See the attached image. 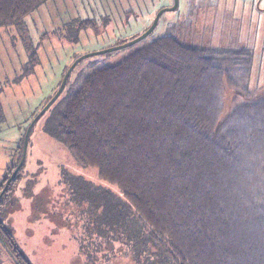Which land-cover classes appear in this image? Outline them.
Wrapping results in <instances>:
<instances>
[{
  "label": "trees",
  "instance_id": "16d2710c",
  "mask_svg": "<svg viewBox=\"0 0 264 264\" xmlns=\"http://www.w3.org/2000/svg\"><path fill=\"white\" fill-rule=\"evenodd\" d=\"M46 1L0 0V25L28 38L24 18ZM252 56L162 35L72 80L75 65L37 120L69 87L44 129L121 192L62 170L84 264H264V99L245 86L236 96L246 102L229 112L222 104ZM24 136L1 182L22 158Z\"/></svg>",
  "mask_w": 264,
  "mask_h": 264
},
{
  "label": "rangeland",
  "instance_id": "374dc122",
  "mask_svg": "<svg viewBox=\"0 0 264 264\" xmlns=\"http://www.w3.org/2000/svg\"><path fill=\"white\" fill-rule=\"evenodd\" d=\"M174 2L47 0L24 18L28 38L14 24L0 25V182L19 138L56 93L76 59L138 37L161 9ZM162 35L175 36L190 45L250 49L253 60L247 79L239 80L236 89L225 86L223 108L229 112L246 102L247 98L236 96L237 89L248 91L243 90L245 86L252 93L249 97L264 99V0H178L176 9L160 15L152 34L133 44L84 57L72 80L91 71V65L116 64ZM34 51L36 61L30 57ZM236 72L239 77L242 70ZM68 91L69 87L32 124L22 180L13 194L16 203L7 217L17 245L31 264H84L71 223V219L75 221L74 205L67 201L60 181L62 170L121 195L116 184L98 176L96 167L79 163L62 142L45 131L46 121L61 106ZM111 264L133 262L119 257Z\"/></svg>",
  "mask_w": 264,
  "mask_h": 264
},
{
  "label": "flooded vegetation",
  "instance_id": "af4514ba",
  "mask_svg": "<svg viewBox=\"0 0 264 264\" xmlns=\"http://www.w3.org/2000/svg\"><path fill=\"white\" fill-rule=\"evenodd\" d=\"M18 164L16 165V167L18 166ZM16 167L13 168L11 173H9L5 181L0 182V264H31L26 259L25 255L18 245L17 247L19 249L17 250L16 247L12 246L15 245L14 243H12V245L9 243L10 241L5 231L6 225L9 226L7 222L8 214L10 213L11 207L13 208L16 203V201L15 203L14 201H12L15 200L13 194L15 193L14 191L17 189L19 182L22 180L20 171L21 167L15 172V174H13Z\"/></svg>",
  "mask_w": 264,
  "mask_h": 264
},
{
  "label": "water",
  "instance_id": "95a60500",
  "mask_svg": "<svg viewBox=\"0 0 264 264\" xmlns=\"http://www.w3.org/2000/svg\"><path fill=\"white\" fill-rule=\"evenodd\" d=\"M178 5V0H175L174 2V5H172L171 7H166V8H163L161 9L152 25L141 35H139L138 37L132 39L131 41H128L126 43H123V44H120V45H117L115 47H111V48H107V49H104V50H101V51H97V52H91V53H87L81 57H79L78 59H76V61L67 69L65 75H64V78L60 84V87L58 88V90L56 91V93L52 96V98L44 105V107L39 111V113L34 117V119L32 120L31 124L29 125V127L27 128L26 130V133H25V136H24V150H23V156L18 164V166L16 167L15 171L13 174H15V172L21 167L23 161H24V155H25V149H26V145H27V142H28V137H29V133H30V130H31V127H32V124L50 107V105L58 98V96L62 93L63 89L65 88V85H66V82H67V79L69 77V75L71 74L73 68L75 67V65L81 60L83 59L84 57L86 56H89V55H92V54H95V53H98V52H106V51H111V50H115L117 48H121V47H124V46H127V45H130V44H133L135 42H137L138 40L144 38L145 36L149 35L153 30L154 28L156 27L157 23H158V20L160 18V15L165 11V10H174L176 9ZM12 178V177H11ZM10 181V180H9ZM8 181V182H9Z\"/></svg>",
  "mask_w": 264,
  "mask_h": 264
},
{
  "label": "crops",
  "instance_id": "0c3cea01",
  "mask_svg": "<svg viewBox=\"0 0 264 264\" xmlns=\"http://www.w3.org/2000/svg\"><path fill=\"white\" fill-rule=\"evenodd\" d=\"M42 203H43V201H42Z\"/></svg>",
  "mask_w": 264,
  "mask_h": 264
}]
</instances>
